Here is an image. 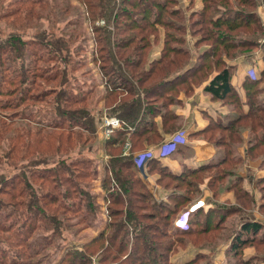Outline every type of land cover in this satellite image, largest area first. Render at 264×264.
<instances>
[{"label":"rangeland","instance_id":"1","mask_svg":"<svg viewBox=\"0 0 264 264\" xmlns=\"http://www.w3.org/2000/svg\"><path fill=\"white\" fill-rule=\"evenodd\" d=\"M144 1L134 7L123 0H0V118L22 126L20 134L27 145L13 147L6 141L8 135H2L0 141V264H191L197 259L195 264H213L217 259L213 255L219 252L224 254L220 264H262V251L251 257L245 253L256 243L235 251L233 238L238 234L248 237L249 233L242 232L244 222H258L263 232H254V242H264V181L246 192L252 204L244 207L243 199L238 198L241 195L231 196L227 188L236 177L217 156L179 164V152L185 149L189 153L183 147L186 144L170 160L147 164L124 178L129 181L134 208L126 204L127 197L124 204L121 198L116 200L113 182L108 184L106 177L111 175L109 165L115 154L131 163L148 149L150 139L162 135L158 124L146 126L143 135L132 134L137 124L123 119L121 104L129 96L119 85L132 82L152 88L160 82H176L183 74L196 75L183 80L186 86L156 95L152 112L157 115L145 114V108L141 113L163 124L171 121L197 89L204 90L226 59L264 51V0H248V7L240 4L246 0ZM103 2L109 3L110 12L100 9ZM104 11L106 16H100ZM242 13L249 15L246 21L252 31L228 32L211 23L235 19ZM150 23L156 32L148 35L150 27L146 31L139 27ZM255 26L261 30L256 31ZM108 38L112 46L115 40L123 43L117 52L128 57L129 66L120 69L110 63ZM241 41L257 48H232ZM63 58H69V66ZM120 59L117 57L118 62ZM15 63L31 69L24 84L14 73ZM251 67L256 68L255 64ZM256 69L250 73L263 79L260 86L264 87V69ZM64 71L71 78L69 86L60 84ZM63 90L79 104L60 105L57 93ZM252 99L255 103L248 99L245 103L248 110L264 103V89L260 87ZM83 109L94 118V133L86 134L68 118ZM113 117L120 121L119 127L110 131L102 127ZM210 126L196 138L211 143ZM117 129L125 133L116 136ZM114 138L118 149L107 150L106 143ZM227 154L224 149L217 155ZM73 179L92 196V210L84 196H66ZM200 201L205 206L198 212L212 211L216 216L213 224L222 218L218 223V229H224L222 234L219 239L197 241L195 233L179 240L176 231L190 226L191 214L185 212ZM234 208H238L236 212ZM239 208L243 210L237 213ZM132 209L137 228L128 218ZM32 211L42 215L35 217ZM180 220L187 226L180 228ZM198 223L204 225L203 216L194 218L192 224ZM140 233L152 237L154 253H132ZM169 243L173 249L162 255L167 252L159 245ZM155 254L157 259L152 262Z\"/></svg>","mask_w":264,"mask_h":264},{"label":"trees","instance_id":"2","mask_svg":"<svg viewBox=\"0 0 264 264\" xmlns=\"http://www.w3.org/2000/svg\"><path fill=\"white\" fill-rule=\"evenodd\" d=\"M112 2V0H110ZM123 2L130 4L131 6L137 7V6H141V4H145L146 2L144 0H133L131 1L132 3H129V1L127 0H123ZM107 4V5H106ZM240 4L243 5L244 7H248L251 6L250 2L248 0L246 1H240ZM100 9H104L106 12H110L111 10V6L109 5V3L107 2H103L100 6ZM105 11L101 14H99L102 17L106 16ZM145 14H148L149 11H143ZM239 16H237L235 19L234 18H224L221 20H217V21H211V23L216 27V28H227L228 32H240L243 31L244 33H246L247 31H252L253 29H251V27H249V22L246 21L247 17H249L248 14H243L238 18ZM249 20H251L250 18H248ZM149 25V26H148ZM148 25H141V27H139L140 29H142V27H145L146 31L149 27L151 31H147L148 35H151L152 33L156 32V29L154 27V23H150ZM261 26H255V30H261L260 29ZM106 42L109 43V38L106 39ZM130 44V42H127L126 44ZM250 42L248 41V43H244L241 41V43L237 46H234L232 48H240V50H251V49H255L257 48V45L254 44L253 46H251L249 44ZM123 43H121L120 41H114V45H110L109 43V53L110 58L108 59L110 61V63L114 66V67H120V69H122L121 65H125V66H129L130 61L128 59V57L125 55H121L119 52H117ZM125 44V45H126ZM62 52L64 51V49L61 47ZM236 50V49H234ZM117 57H120V61L118 62ZM167 58V56H166ZM63 60L67 61V63H65L66 67L69 66V58L67 60V58H63ZM167 60V59H166ZM139 65V64H138ZM17 67L14 70V73L17 75V77H19L22 81V84H24L27 79L29 78V72L31 71V69L28 66H25V64H20V65H16ZM223 68H221L218 71V74L209 82V84H207L205 86V92L209 95H211L213 98L218 99V100H224L226 102H229L231 104H234L235 107L237 108V112L240 114L239 120H243V125L247 126V127H251V129L253 130V132L256 134V142L254 144H252L250 146V153L252 154V156H255L256 158L263 156L264 155V103H261L253 108H250L248 110V113L245 114L242 111V103L240 101L239 96L236 94L235 89L232 85V68L230 66H228L227 64H223ZM201 71H199L200 73ZM264 76V72L262 73ZM187 75L189 74H183L180 78H176L177 81L175 82V79L170 80L171 82H165V83H157L155 86H153L152 88H146L142 85V88H140L139 86L135 85L134 83L131 82L126 84V83H121L119 85L118 88L121 89H125L128 93L129 98L124 100V103L121 104V106L124 107L125 112L122 113L123 119L126 120L128 122V124H132L135 125L137 124L136 127H134V131L132 132V134L134 136L137 135H143L144 131L147 130L146 126L150 125L149 123H147L146 118L147 116H141L142 111L145 108V111L150 115V113L153 114H157L156 111L152 112V108L154 106V104L152 103L153 99L156 98V95L158 94H163V90L165 89H172V88H181V86H186V82L187 81H183L184 79H189V78H196V75H191L189 77H187ZM61 81L60 84L61 86L64 85H68L71 82V78H69L68 76V72L64 71L62 76H61ZM143 78V77H142ZM142 78H139L138 80L141 81ZM182 79V80H180ZM183 81V82H182ZM263 81V79H258V78H252L251 75L249 76V78L246 81V88H247V99L249 100L248 102L251 103V101H253L254 99L251 100V96H254L255 94H257L258 92H260V85L261 82ZM174 82V83H173ZM170 83V84H169ZM165 84V85H164ZM167 84V85H166ZM67 86V87H68ZM190 89V86H189ZM57 98H58V102L60 105H74V104H79L78 100H76V98H72L71 97V93H69L67 90L66 91H61L60 93H57ZM154 102V101H153ZM249 103V104H250ZM255 103V100H254ZM250 107H252L250 105ZM256 108V110H255ZM158 111V110H157ZM170 113H168V116L165 118V120L167 118H169ZM68 118L74 123L75 126H80L81 128H83L85 130V133H94V118L92 116V114L88 111V109H83L81 111H76V113H74L73 115L68 114ZM150 117V116H149ZM242 118V119H241ZM174 118L171 119V121ZM142 122V123H141ZM146 124V125H145ZM167 127L169 125H166ZM216 124L213 123L211 124L210 128H211V132H210V142L212 143H217L218 140H221L222 143L226 142V138L225 135L222 136V134H224L223 132H218L217 128H216ZM20 131H23L22 126H19L17 124L16 121H6L2 118H0V141L2 140V135H8L6 141L11 142L13 144V147H18L19 144H21L20 147H23V141H22V135L20 134ZM151 132V131H149ZM178 132V131H177ZM175 132V133H177ZM125 132L124 130L121 129H117V135L116 136H121L123 135ZM175 133H173L172 135H174ZM170 135V136H172ZM258 136V137H257ZM158 137V140L161 139L160 136L156 135L155 137H153L152 139H156ZM223 137V138H221ZM221 138V139H220ZM138 139V137H136V140ZM150 139V140H152ZM117 140L116 138L108 141L106 143V149L109 150V148H113L114 151H116L118 149V147H116L117 145ZM164 142V141H163ZM115 147H114V146ZM27 146V145H24ZM225 148L229 151V147L230 146H226V144L224 145ZM181 148L177 149L175 151V153H178L180 151ZM231 149V148H230ZM174 153V154H175ZM114 156L116 157H112L111 161H110V165H109V170H110V174L108 173V176L106 177V181L108 182V184H111L113 182V188L114 191L117 192L116 194V200H120L121 198V202L124 204L123 202V198L127 197V201L126 204L130 205L131 208H134L133 205V200L132 197H130L129 195L132 194V191L130 189V184L128 180H125L124 178L126 176H132L135 173L139 172V169L136 167L134 160L131 161V163L126 162L127 160L123 159L122 157H120V155L115 154ZM16 158H18L16 156ZM224 162H226V166L229 168V163L226 160H224ZM159 162L156 159H152L150 160L147 164L151 165V164H158ZM131 165L134 167L132 168ZM223 165V164H221ZM127 170V172L122 173V171ZM138 170V171H137ZM264 180H262L263 182ZM69 187L71 186V191H68L66 193V196H75L77 195H82L85 198V202L87 203V206L90 210L93 209V204H92V196L90 194H88L89 192L86 191V187L82 186L80 183H78L76 180H71L70 182H68ZM76 192V193H75ZM247 191L243 190L239 185L238 187H235V193H238L239 196L238 198H240L239 200L243 199V206L244 207H250L251 206V198H246V195H248L246 193ZM87 196V199H86ZM35 199H37L36 196H34ZM125 201V200H124ZM236 212L238 208H234ZM242 209V208H241ZM241 209L239 208L238 212L239 213L241 211ZM243 210V209H242ZM130 215H129V220H130V224L133 225V227L138 226V223L136 222V220H133L132 216H134V211L132 209V211H129ZM32 214L35 217H40L42 215V212L39 211H32ZM191 220H190V226L187 229H179L176 231V236L180 239H183L185 237H192L193 234L197 233V241L198 239L200 241H204L208 238L212 239V238H216L219 239V236L222 234L223 230L218 229L219 228V222L221 221V217L218 218V220L216 221V223L213 224L214 219L216 218V216L213 214L212 211H209L208 213L204 214L202 211L198 212L195 211L194 213H192L191 215ZM203 216V222L204 225H200L198 224H192L194 218L196 217H202ZM200 222V221H198ZM194 225V228L191 229V226ZM200 226V227H197ZM137 228V227H136ZM242 232L244 233H249V235H247L248 237H246L245 239L243 238L245 235H240L238 233V236H235L234 239V245L233 247L235 248V251H238L241 248H244L245 246H249L251 243H256V246L258 248L259 251L264 252V242H254L255 239V235L257 233H262L263 231V227L260 223L258 222H244L242 224ZM3 230H0V232H2ZM254 232L256 234H254ZM138 234H136L135 237V241L134 242V249L133 252L135 256H138L139 253H143L149 254L148 252H153L155 251V246L153 244L152 237L150 238V236H146L143 233H140V237H137ZM142 236V238H141ZM140 239H143V241H141ZM260 240V238L258 239ZM250 243V244H249ZM151 245V246H150ZM158 245V244H156ZM162 249H164L167 253H164L162 255H167L170 253V251L173 249L174 245L172 246V244L169 243V245H159ZM263 253H260L259 255H261ZM153 261L155 262L157 259V256L155 254V257L152 258ZM198 260V259H197ZM196 260V261H197ZM196 261L192 262L191 264H195ZM166 262V261H165ZM247 262L249 261H244V263H238V264H247ZM249 264V263H248Z\"/></svg>","mask_w":264,"mask_h":264},{"label":"crops","instance_id":"3","mask_svg":"<svg viewBox=\"0 0 264 264\" xmlns=\"http://www.w3.org/2000/svg\"><path fill=\"white\" fill-rule=\"evenodd\" d=\"M225 62L232 68V85L242 103L243 113L247 114L249 107H246L245 104L247 103L248 96L246 81L251 75L250 72L254 71L256 68V70L261 68V71H263L264 51L258 50V52L253 54V56H236L234 59H226ZM253 64L256 66L254 69L251 67ZM252 73L254 74V72ZM217 74L218 72H216L206 84H209V82ZM205 86L204 90L203 87L197 89L191 99V102L181 108L183 110L178 112L179 114L174 117V121H166L169 123L164 122L163 124V122L158 121L155 117L154 120H150V117L149 119L146 118L147 123L151 124L153 128H155L158 124V130H162V135L160 136L161 139L158 140L157 137L156 139L149 140L148 149H156L173 133L181 130L185 131L188 136V140L186 145L183 147L188 148L189 153L185 152V149L179 152L180 156L177 160L179 164L186 165L192 162V160L198 163L212 156H217L222 162L227 159L230 167L229 171L234 177H236L233 184L227 187L228 190H230V195L232 196V194H235V187H238V185L243 190L250 192L261 183L260 180H264V155L256 158L255 156H252L249 149L250 146L256 142V134L253 132L251 127L243 125V120H239V118H237L240 114L237 112V108L234 104L224 100L215 99L206 92L204 93ZM260 87L264 89L263 86ZM160 118L163 119V117ZM213 123L216 124L218 132L224 133L222 136L225 135V143H222L221 140H218L217 143H209L201 138H196V134H199L204 127ZM166 124H169V126L167 127ZM225 144L226 146H230L228 154L224 156L217 155L224 150ZM216 152L217 154H215ZM170 158L171 157L156 160L164 161L167 159L170 160ZM253 180H256V185L252 184ZM207 189L212 196L209 186ZM207 195H209V193ZM201 206L202 204L199 205V209ZM198 251L206 254V251L203 249H198ZM257 251H259L257 247H249L246 248L245 253L247 257H251L255 255ZM223 255L224 254H222V252H219L217 255H213L215 256L213 258L218 259H216V262L213 261V264H220V258ZM259 256L261 257L262 264H264V252Z\"/></svg>","mask_w":264,"mask_h":264},{"label":"built area","instance_id":"4","mask_svg":"<svg viewBox=\"0 0 264 264\" xmlns=\"http://www.w3.org/2000/svg\"><path fill=\"white\" fill-rule=\"evenodd\" d=\"M251 77L255 78L256 76L254 74H251ZM119 126L120 121L115 117L107 118L104 123H102V127H104L106 130L108 129L109 131L114 130ZM187 140L188 136L185 131H178L174 135L168 137V139L161 143L156 149H147L138 153L133 159L136 167L141 170L152 159L161 160L170 157V155L174 154L177 149L181 148V146L186 144ZM201 204V207L205 206V203L203 201H200L197 204L193 205L191 208H189L188 212H185V214L187 213V215L189 216L190 214L194 213L195 211H197L199 205ZM178 226L180 228H184L187 226V222L180 220Z\"/></svg>","mask_w":264,"mask_h":264}]
</instances>
